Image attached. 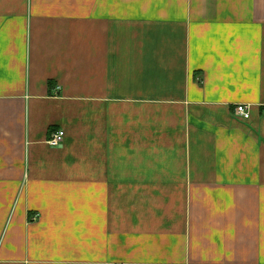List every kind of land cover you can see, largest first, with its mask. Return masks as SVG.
I'll use <instances>...</instances> for the list:
<instances>
[{
    "label": "crops",
    "instance_id": "crops-1",
    "mask_svg": "<svg viewBox=\"0 0 264 264\" xmlns=\"http://www.w3.org/2000/svg\"><path fill=\"white\" fill-rule=\"evenodd\" d=\"M0 264H264V0H0Z\"/></svg>",
    "mask_w": 264,
    "mask_h": 264
},
{
    "label": "built area",
    "instance_id": "built-area-1",
    "mask_svg": "<svg viewBox=\"0 0 264 264\" xmlns=\"http://www.w3.org/2000/svg\"><path fill=\"white\" fill-rule=\"evenodd\" d=\"M235 117L241 118V119H249L251 116V109L248 105L239 104L235 107L234 112ZM65 137V131L64 130H58L56 131L51 138L48 140V143L52 146H59Z\"/></svg>",
    "mask_w": 264,
    "mask_h": 264
}]
</instances>
